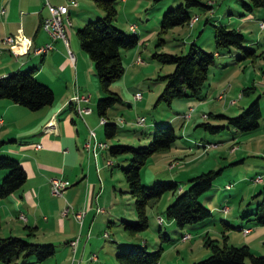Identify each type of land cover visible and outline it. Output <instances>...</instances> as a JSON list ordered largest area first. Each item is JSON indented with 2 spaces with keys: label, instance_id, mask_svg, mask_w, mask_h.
<instances>
[{
  "label": "rangeland",
  "instance_id": "1",
  "mask_svg": "<svg viewBox=\"0 0 264 264\" xmlns=\"http://www.w3.org/2000/svg\"><path fill=\"white\" fill-rule=\"evenodd\" d=\"M199 1L206 3L208 0ZM209 1L212 2L211 9H204L200 6L189 9L190 15H196L198 18L195 23L196 27H194L191 36H189L190 27L188 25H191L190 23H187L188 25L182 24L168 28L164 32L158 31L160 17L167 7L165 4L171 3L172 0H150L148 4L146 0H128L125 7L123 6L124 3L116 0L115 18L117 15L118 17L113 22L117 26L124 27L128 22H132L131 24L138 25L140 29L145 28V26L148 29H152L153 33L142 46L136 44L131 49L121 51L123 74L111 83L109 89L119 94L122 103L115 104L107 111L106 115L108 120L113 121L117 125L115 136L106 139L103 134L102 124L99 123L90 130H92L96 141L106 143L107 145L126 144L140 146L149 141V133L152 131L153 122L168 121L177 136L175 146H171L166 153L170 159L166 160L167 157H161V153L150 155L139 169L140 182L141 184L149 185V179L155 176V174L157 178L167 179L170 173L173 176L180 173V175L176 176V180L179 181L178 184L180 186H186L187 176L220 168L221 171L213 180L211 188L198 197V200L211 210V217L207 218L208 222L205 226L192 225L178 229L173 224V232H170L167 226H161L162 234L168 231V234H166L169 240L167 241L162 240L160 236L154 233L150 224L144 230L136 232L131 236V234H128L122 228L119 222L115 226L113 223L103 220L104 231H102L103 228L99 229L100 231H96L98 232L96 237L99 240V244L94 245L90 251L96 255L98 260L105 257L109 252V242L103 239V232L111 236L118 231L123 232L125 239L135 236L140 237L141 241L147 239L145 246L147 251L154 250L160 244L162 250L156 264H190L204 258L209 253L204 243L206 238L216 240L219 244L225 238V242L228 245H247L253 254L264 256V225H256L252 221H247L245 218L239 216V218L234 217L233 220L231 219L234 230H222V223L219 222L218 218L223 219L226 215L216 210L222 206H226L231 216L235 215V213L241 214L245 209L249 210V208L254 207L255 203V199H251V196L264 185V30L258 29V21L249 25L247 27L248 30L243 33L246 38L245 43L251 42L246 46L254 48L256 54H259L257 57L254 59L245 58L237 60V56H235L236 52L228 53L221 50L220 56L214 58L213 66L211 65L208 69L207 79L201 88V95H204L201 101L174 98L168 106L163 102L156 103L157 96L163 87V82L156 80V78L158 75H164L172 71L173 66L169 63H160L152 57L153 53L184 54L192 38H197L196 44L202 49L210 51L213 47L205 45V38L211 37V23L217 22L226 25L228 28L235 29L238 26L237 20L240 17L232 15L231 21L227 20V16L224 14L226 8L225 0ZM227 2H231L232 8L240 7L237 0H227ZM139 3L143 5L139 6ZM144 6L148 9H143ZM159 6L164 7L158 9L157 7ZM128 8H132V11L129 10L128 14H126ZM145 11L147 12L145 13ZM261 21L264 22V17ZM71 22L73 23L72 29H74L76 27L74 23L75 17L72 18ZM63 26H66V23ZM124 30L127 31L126 29ZM72 31L74 33V30ZM248 38L251 41H248ZM75 39L77 41L76 36ZM138 57L141 59V62L136 61ZM92 68L93 65L91 70ZM91 70L87 71L88 88L85 91L86 93H79L78 95L85 96L87 92L91 94L89 102L86 105L88 108L91 106L90 109L93 115L98 119L94 110L95 102L98 97L103 95V92ZM218 72L221 74L218 75ZM215 80H219V84L216 89L209 91L208 83L211 82L210 84H212V81ZM130 88H134L140 93V99L133 100ZM247 88H252V90L247 94H243L242 90ZM219 93H222L223 96L221 100L216 99ZM74 95L75 93L71 97ZM257 96L258 102L261 104V107H259L262 119L259 122V127L261 128H258L254 132L247 134L239 133L235 139H231L232 132L226 128L217 133H209L201 126H198L201 122H209L212 125L225 124L223 119L210 116L203 119L200 117V114L211 112L212 114L223 113L226 116H234ZM231 100L233 101L232 105L230 104ZM224 102L227 108L223 107ZM189 104L194 108L190 119L181 121L176 118L178 114L186 110ZM138 117H143L144 119L141 124L136 123ZM71 118L74 119V122L79 123V118L74 113H71ZM49 125V122L45 124V126ZM185 138L188 140V143L184 142ZM183 147L186 150L182 149ZM97 151H99V148H97ZM103 151L106 152L107 149ZM107 158L112 162V166H104L105 182L102 185L109 192L112 190V187L115 188L117 201H119L115 205L119 212H125L124 214L129 218L131 216L130 208L133 206V198L125 192L120 193L118 191H126V184L119 166L127 163L129 154L121 153L107 156ZM174 160H176V165H173L174 168L171 170L167 169V162L170 163ZM101 162H103L102 159L98 168L101 167ZM6 172L7 170H5ZM257 175L262 176L260 182L253 181V178ZM1 176L4 175L1 174ZM101 179L103 180L104 178L101 177ZM225 184L230 185V190L224 189ZM170 196L171 193L167 191L158 199L150 200L145 207L146 217H150L151 215L154 218L153 216L156 213L163 216V209L168 204L167 200ZM53 197H59V195H54ZM104 197L105 194L102 198L104 199ZM118 198L120 199L118 200ZM65 206L70 207V209L72 208L68 203H65L60 208L58 216H61L60 212ZM101 207L104 208L102 204L99 208ZM107 208L108 206L105 209L106 213ZM44 215L48 216L49 214ZM19 217H22V214ZM99 217H103L102 214H99ZM210 219H213V222ZM166 220L164 218V223ZM240 222L242 225L250 226L252 231L249 234H241L240 231L235 230ZM197 231H200L201 234H197ZM184 233H188L189 238L186 241H181L180 234ZM2 234L4 233L0 231V236H3ZM91 236L94 237L93 234ZM52 239L51 243L54 245L55 253L50 258L34 264H52L54 259L60 258V252H56L57 241L54 237ZM131 239L135 240V238ZM21 259L22 257L16 259L15 264H21ZM111 262V264H117L113 255ZM0 264L3 263L0 262ZM9 264H14V262ZM88 264L102 263L98 261L97 263Z\"/></svg>",
  "mask_w": 264,
  "mask_h": 264
},
{
  "label": "crops",
  "instance_id": "2",
  "mask_svg": "<svg viewBox=\"0 0 264 264\" xmlns=\"http://www.w3.org/2000/svg\"><path fill=\"white\" fill-rule=\"evenodd\" d=\"M48 1L54 5H67L68 18L64 20L69 21L70 24L64 26L66 45L60 39L50 40L48 35L41 29V19L47 15V10L43 6V0H0V77L17 70L33 68L34 78L40 83L49 86L53 92L52 102L35 111H30L7 99H0V155L16 159L25 172L24 182L10 194L0 198V231L4 233L2 234L3 236L0 237L12 235L26 239L29 242L50 244H52V237H54L58 244L56 252L59 251L61 256L59 259H54L52 264H69L71 260L78 262V264L97 263L98 261L102 264H111L112 255L114 256L117 247L129 246L132 244H140L145 247L147 239L141 241L140 237L135 236L128 238L130 239L128 240L124 238L122 231L115 232L111 236L103 232V234H106V236L102 235L103 239L109 242L108 254L100 258V260H98L97 257L95 261L88 259V255L91 254L90 251L94 245L99 244V240L96 237L98 232L96 231H100L99 229L102 228V231H104V226L102 225L103 220L111 222L116 226L118 222L121 225V220L134 221L136 215L133 206L130 208L131 216L129 218L124 214L125 212H119L115 205L119 202L117 201L115 188L112 187V190L109 192L104 189L102 185V183L105 182L103 173L104 166H112V162L107 158V156H110L108 152H104V149H99L93 157L90 152L86 151L85 141L88 139V129L96 127L99 123V118L96 119L93 115L90 109L91 106L89 107V113L80 117L76 111L77 104L69 100L73 93H86L85 91L88 88L87 71L91 70L93 65L86 53L78 47V41L75 39L76 34L74 36L75 30L80 27V24H84L88 20H93L96 17L102 16L103 11L91 0H73L75 2L74 5L70 3V0ZM146 1L147 4L150 2V0ZM225 1L226 8L224 14L227 16V20L230 22L232 15L240 17V19L237 20L238 26L236 29L242 32V34L248 30L247 27H249V25L252 23L254 24L256 21L259 23L264 17V11L260 8L252 12H244L240 5L238 8H232L231 2ZM120 2L124 3L123 6L125 7L127 6L126 3L128 0H120ZM179 2L180 0H172L171 3H166L165 5H167L166 8H168ZM208 2L210 1H206V3ZM140 5L143 4L139 3V6ZM162 7L164 6H159L157 8L162 9ZM143 9L147 10L148 8L144 6ZM129 10L132 11V8H128L126 14H128ZM146 12L147 11H145V13ZM193 16L196 15H191L190 18ZM74 17L76 27L72 29L73 23L71 20ZM117 17L114 20H117ZM197 20L191 25L187 24L190 27L189 36H191L194 27H196L195 23ZM131 23L132 22H128L123 27L117 26L116 23L113 22L117 28L123 31L126 29L129 33L131 30H129L128 26ZM149 29L146 28V26L140 29L138 25H135L133 32L138 37L137 44H139V46H142L153 33L152 29ZM258 29L261 28L258 26ZM72 30H74V33ZM6 36L13 37L15 41H17L12 48H9L8 45L3 43V38ZM190 41L197 43V38H192ZM248 41H251V39L248 38ZM47 42L51 43L52 48L50 50L40 54L33 52L35 48ZM211 42V37L205 38V45L213 47ZM250 43L251 42H247V44ZM67 50L70 51L72 60L69 59ZM214 55V58L220 56V54L215 52ZM91 71H93V68ZM220 74L221 73L218 75ZM218 82L219 80H215L212 81V84H210L211 82L208 83L209 91L216 89L219 84ZM130 92L134 94L137 90L130 88ZM87 95V101L80 102L81 106H87L86 103L89 102L91 94L87 92ZM222 98V93L216 96L217 100H221ZM225 102L223 107L226 105ZM230 104H233L232 100ZM190 105L191 104H189L185 111L178 114L176 118L181 121H187L184 118V113L188 108L192 107ZM259 106L261 107V104H259ZM71 113H74L79 118V123L74 122V119L71 118ZM261 119L262 117L260 120ZM47 122H49V126H45ZM230 131L232 132L231 139H235L239 135V133L233 130ZM184 142L188 143V140L185 138ZM174 144L175 141L173 145ZM169 149L157 153H161V157H167L166 160H169L170 158H168V154H166ZM182 149L186 150L185 147ZM101 159L103 162H101V167L98 168ZM107 161L110 163L107 164ZM173 165H176V160L170 163L167 162L166 167L171 170L174 168ZM4 173L5 170L0 171V179L2 177L1 174L4 175ZM178 175H180V173L176 174V176ZM176 176L170 173L167 179L178 183L179 181L176 180ZM259 176L261 181L262 176ZM53 177L69 182L68 186L62 190L61 196L59 197H53L54 195L49 192V179ZM101 177L104 179L102 180ZM190 177H192V175L186 178L189 179ZM156 179L161 178H157L155 174L149 181L151 183ZM185 187L186 186H180L178 184V190H183ZM224 189L230 190V185L225 184ZM118 191L120 193H127L124 190ZM104 194L105 197L103 199L102 197ZM172 198L173 194L171 193L167 202L169 203ZM119 199L120 198H118V200ZM65 203H68L72 207V211L81 209L85 211L80 225L71 214L65 217L58 216L60 208ZM101 204L104 208L101 207V211H96V208H99ZM107 206L108 210L106 213L105 209ZM216 210L226 215L223 219L220 217L218 218L219 222L223 221L229 225L226 228L223 227L224 230H234V226L231 224L232 220L234 217L239 218L240 214L235 213V215L233 214L231 216L226 206H222ZM20 214H22V217H19ZM44 214L49 215L45 216ZM99 214H102L104 219L103 217H99ZM153 217L154 218H152L151 215L150 217L147 216V226L150 224L154 233L158 236L162 234L161 226L163 225L167 226L170 232L174 231L172 228L174 224L173 221L167 219L164 223V218L162 214L159 213H156ZM160 219L161 221H159ZM212 220L213 219H210V221ZM245 220L248 221L249 218ZM207 222L208 220H204L193 226H205ZM236 227L237 229L235 230L240 231L241 234H249L252 231L250 226L242 225L241 222ZM244 228L248 229L247 233L242 232ZM166 233L168 234V231H166ZM166 233L164 234L167 235ZM196 233L201 234L200 231ZM92 234L94 237L91 236ZM181 235L182 234H180V236ZM131 236H133V234H131ZM76 237L77 242L75 251L73 257H71L68 241ZM131 238H135V240ZM18 258H20V256ZM15 260L13 261L14 264L16 263ZM21 260V264H34L32 258L22 257Z\"/></svg>",
  "mask_w": 264,
  "mask_h": 264
},
{
  "label": "trees",
  "instance_id": "3",
  "mask_svg": "<svg viewBox=\"0 0 264 264\" xmlns=\"http://www.w3.org/2000/svg\"><path fill=\"white\" fill-rule=\"evenodd\" d=\"M103 11V15L88 20L76 28L79 48L86 53L93 64V73L103 95L95 102V113L98 118H104L102 124L106 139L112 138L117 132V125L108 120L107 111L115 104L122 103L119 94L109 89L113 81L123 74L121 64V51L133 48L137 42V35L131 31L125 32L117 28L113 21L116 15V0H91ZM244 12H252L257 8L264 11V0H237ZM200 6L211 9L212 2L201 3L199 0H180L175 6L165 9L159 20V32L168 28L190 23L189 9ZM65 18H68L67 15ZM211 39L213 50L206 51L195 42H190L184 54L153 53L160 63L172 64V71L158 75L156 80L163 82V87L157 96V102L167 106L174 98L201 100V88L207 78L208 69L214 64V52H236L237 60L251 58L256 54L254 48L246 46L244 35L235 28H228L224 24L211 23ZM252 88L243 89L247 94ZM4 98L12 103L25 107L30 111L38 110L49 105L53 100V92L49 86L40 83L33 76V68L17 70L0 77V99ZM207 116L223 119L225 124L212 125L201 122V126L209 133H217L225 128L237 133H250L259 128L261 112L258 96L251 100L234 116L223 114H205ZM185 116V115H184ZM185 118V117H184ZM161 123V124H160ZM177 136L168 122H156L152 125L149 141L140 146L126 144L106 145L109 155L121 153L129 154L127 163L120 165L126 192L133 198V209L136 215L134 221L121 220L122 228L128 234H135L147 227L145 207L150 200L158 199L164 192L173 194L172 200L163 209V217L173 221L178 229L196 225L211 216V211L202 204L198 197L211 188L215 177L221 169L207 170L187 179L186 187L178 190V183L168 179H156L149 185L141 184L139 169L146 159L153 153L169 149ZM237 162V161H236ZM0 170H7L0 179V198H3L17 189L25 180V172L19 162L9 156L0 155ZM255 199L254 207L245 209L240 217L249 218L256 225H264V185L251 196ZM251 216V217H249ZM222 229L228 227L221 221ZM224 227V228H223ZM162 240H169L165 234H159ZM224 237V236H223ZM208 248V255L190 264H264V256L255 255L247 245H228L223 238L219 244L216 240L206 238L204 241ZM160 244L152 251H147L143 245L132 244L119 246L114 258L118 264H156L161 253ZM54 247L50 243H34L17 236L0 237V262L9 264L16 258H32L34 263L51 257Z\"/></svg>",
  "mask_w": 264,
  "mask_h": 264
},
{
  "label": "built area",
  "instance_id": "4",
  "mask_svg": "<svg viewBox=\"0 0 264 264\" xmlns=\"http://www.w3.org/2000/svg\"><path fill=\"white\" fill-rule=\"evenodd\" d=\"M71 4H75V2L73 0H70ZM211 3V2H210ZM43 6L45 7V9L47 10V15L45 17H43L41 19V23H40V27L41 29L48 35V37L50 38V40H55V39H60L65 45H66V35H65V31H64V23H66L67 25L70 24L69 21H62V12H67V5L66 4H59V5H54L49 3L48 0H43ZM197 19L196 16H193V22ZM259 28L264 29V22L260 21L258 23ZM129 30L134 31L135 29V25L134 24H130L129 26ZM3 43L8 45L9 48H12L15 44H11L10 42V36H6L3 38ZM52 48L51 43L47 42L44 43L43 45L35 48L33 50L34 53L36 54H40V53H45L48 50H50ZM68 57L70 60H72V55L70 53V51H68ZM136 61H139V57L136 59ZM88 99V95H78L77 93L72 96L70 98V100L73 103H78L79 105V116L82 117L85 114H88L90 109L88 107L85 106H81L80 102H85ZM133 99L137 100L140 99V93L136 92L133 94ZM193 111V108L190 107L188 108V110L184 113L187 116H191V113ZM200 117L203 118L205 117V115L203 113L200 114ZM144 121L143 117H138L136 119V123L137 124H141ZM99 123L104 122V118H99L98 119ZM85 145H86V151L90 152L93 157L96 155L97 152V148L99 149H104L106 146H101L98 141H96L94 134L92 132V130L88 129V139L85 141ZM110 162L107 161V164H109ZM260 176L257 175L256 177L253 178L254 182H258L260 181ZM49 184H50V192L52 195H61L62 190L68 186V182L66 180L60 179V178H50L49 179ZM96 211H101L100 208H96ZM84 210H77V211H72V209H70V207L65 206L62 211L60 212V215L62 217H65L69 214L72 215V217L77 221V223L80 225L83 215H84ZM243 233H247L248 229L244 228L242 229ZM104 236H106V234H103ZM189 238V234L188 233H184L180 236L181 240H186ZM76 242H77V237L69 240L68 241V245L70 247L71 250V257H73L74 251H75V246H76ZM89 260L91 261H95L96 260V255H94L93 253H91L88 257ZM69 264H78V262L71 260V262Z\"/></svg>",
  "mask_w": 264,
  "mask_h": 264
},
{
  "label": "bare ground",
  "instance_id": "5",
  "mask_svg": "<svg viewBox=\"0 0 264 264\" xmlns=\"http://www.w3.org/2000/svg\"><path fill=\"white\" fill-rule=\"evenodd\" d=\"M66 15H67V12H62V21H64V17H66ZM197 20V19H196ZM195 20V21H196ZM194 21V22H195ZM193 23V19L191 20V22H190V24H192ZM10 42H11V44H15V42H17V41H15V39L13 38V37H10ZM139 61H140V59H139ZM77 104V108H76V111H77V113H78V115H79V105H78V103H76ZM185 117V119L186 120H188L189 118H190V116H187L186 117V115L184 116ZM103 123V122H102ZM99 143V142H98ZM101 146H106L105 145V143H99ZM85 147H86V145H85ZM159 221H161V219L159 220Z\"/></svg>",
  "mask_w": 264,
  "mask_h": 264
}]
</instances>
